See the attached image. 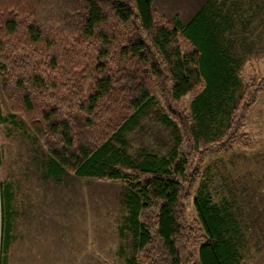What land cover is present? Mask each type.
Segmentation results:
<instances>
[{
  "label": "trees",
  "instance_id": "trees-1",
  "mask_svg": "<svg viewBox=\"0 0 264 264\" xmlns=\"http://www.w3.org/2000/svg\"><path fill=\"white\" fill-rule=\"evenodd\" d=\"M154 2L0 0L3 95L43 143L52 177L126 185L136 252L128 264H243L240 225L213 202L202 170L207 157L253 144L241 132L264 83L243 92L241 69L264 52V0H210L188 25ZM156 89L175 147L162 159L122 160L117 146L158 104ZM195 188L190 225L185 202ZM0 201L8 253L9 185Z\"/></svg>",
  "mask_w": 264,
  "mask_h": 264
},
{
  "label": "rangeland",
  "instance_id": "rangeland-1",
  "mask_svg": "<svg viewBox=\"0 0 264 264\" xmlns=\"http://www.w3.org/2000/svg\"><path fill=\"white\" fill-rule=\"evenodd\" d=\"M155 8L169 21L184 13L169 0L158 1ZM241 77L243 92L264 83V52L251 54ZM2 87L0 73V199L7 185L13 194L8 253L1 247L0 201V264H128L136 252L133 236L125 228L126 185L70 173L52 177L47 150L24 117L10 110ZM155 92L158 104L139 118L117 146L122 160L162 159L175 147L177 132L163 122L166 106L161 91ZM193 97L187 96L182 111H190ZM246 116L241 133L253 144L207 157L202 180L213 202L226 206L240 225L243 264H264V85ZM196 190L185 202L190 225L198 219Z\"/></svg>",
  "mask_w": 264,
  "mask_h": 264
},
{
  "label": "crops",
  "instance_id": "crops-1",
  "mask_svg": "<svg viewBox=\"0 0 264 264\" xmlns=\"http://www.w3.org/2000/svg\"><path fill=\"white\" fill-rule=\"evenodd\" d=\"M160 0H155V4ZM210 0H169V2L183 8L184 13L180 14L178 19L184 25H188L196 15L204 8Z\"/></svg>",
  "mask_w": 264,
  "mask_h": 264
}]
</instances>
